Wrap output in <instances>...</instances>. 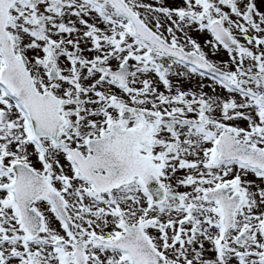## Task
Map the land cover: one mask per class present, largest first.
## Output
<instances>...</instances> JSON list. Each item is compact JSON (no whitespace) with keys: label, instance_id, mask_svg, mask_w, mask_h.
Wrapping results in <instances>:
<instances>
[{"label":"snow or ice","instance_id":"6c2138e0","mask_svg":"<svg viewBox=\"0 0 264 264\" xmlns=\"http://www.w3.org/2000/svg\"><path fill=\"white\" fill-rule=\"evenodd\" d=\"M0 264H264L256 0H0Z\"/></svg>","mask_w":264,"mask_h":264},{"label":"rangeland","instance_id":"374dc122","mask_svg":"<svg viewBox=\"0 0 264 264\" xmlns=\"http://www.w3.org/2000/svg\"><path fill=\"white\" fill-rule=\"evenodd\" d=\"M256 2H257L258 7L261 10H264V0H256ZM193 37L194 38H197V39H201L200 36H199V34H197V33H193ZM201 42H202V40H201ZM224 58H226V56ZM194 85H195V82H193L192 85H186V86H194Z\"/></svg>","mask_w":264,"mask_h":264}]
</instances>
